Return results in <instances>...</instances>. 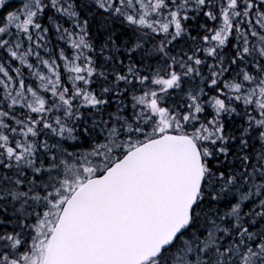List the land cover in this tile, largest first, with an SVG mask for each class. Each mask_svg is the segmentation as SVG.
<instances>
[{
  "label": "snow or ice",
  "instance_id": "obj_1",
  "mask_svg": "<svg viewBox=\"0 0 264 264\" xmlns=\"http://www.w3.org/2000/svg\"><path fill=\"white\" fill-rule=\"evenodd\" d=\"M0 264H264V0L0 17Z\"/></svg>",
  "mask_w": 264,
  "mask_h": 264
},
{
  "label": "trees",
  "instance_id": "obj_2",
  "mask_svg": "<svg viewBox=\"0 0 264 264\" xmlns=\"http://www.w3.org/2000/svg\"><path fill=\"white\" fill-rule=\"evenodd\" d=\"M20 0H6V6L0 9V17H3L8 11L19 6Z\"/></svg>",
  "mask_w": 264,
  "mask_h": 264
}]
</instances>
